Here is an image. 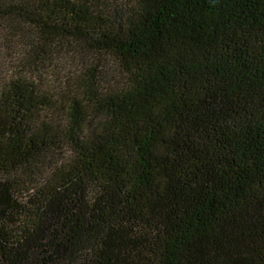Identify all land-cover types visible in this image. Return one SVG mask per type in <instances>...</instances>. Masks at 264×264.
<instances>
[{"label": "trees", "instance_id": "trees-1", "mask_svg": "<svg viewBox=\"0 0 264 264\" xmlns=\"http://www.w3.org/2000/svg\"><path fill=\"white\" fill-rule=\"evenodd\" d=\"M0 264H264V0H0Z\"/></svg>", "mask_w": 264, "mask_h": 264}, {"label": "rangeland", "instance_id": "rangeland-1", "mask_svg": "<svg viewBox=\"0 0 264 264\" xmlns=\"http://www.w3.org/2000/svg\"><path fill=\"white\" fill-rule=\"evenodd\" d=\"M86 58L87 57H85V56H82V57H80V58H78V62H74L76 65H77V63H78V65H80V64H82V63H84L85 62V60H86ZM7 59H9L8 57H7ZM7 59H3V60H5V61H8ZM72 58L71 57H69V56H67V60L65 61H63V66H64V68H65V66H67V65H69L70 66V64L72 65L73 64V61L71 60ZM70 68V67H69Z\"/></svg>", "mask_w": 264, "mask_h": 264}]
</instances>
